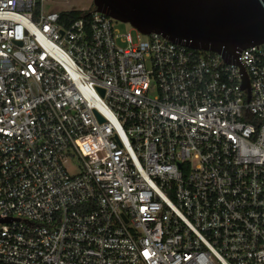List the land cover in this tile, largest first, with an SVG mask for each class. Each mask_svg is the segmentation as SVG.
<instances>
[{
    "label": "built area",
    "instance_id": "2783aa9c",
    "mask_svg": "<svg viewBox=\"0 0 264 264\" xmlns=\"http://www.w3.org/2000/svg\"><path fill=\"white\" fill-rule=\"evenodd\" d=\"M44 1L0 0V264H264V45L246 104L220 55Z\"/></svg>",
    "mask_w": 264,
    "mask_h": 264
},
{
    "label": "water",
    "instance_id": "95a60500",
    "mask_svg": "<svg viewBox=\"0 0 264 264\" xmlns=\"http://www.w3.org/2000/svg\"><path fill=\"white\" fill-rule=\"evenodd\" d=\"M93 8L138 32L158 34L193 50L215 53L239 66L240 90L251 89L240 56L264 45V0H91ZM101 120V119H100ZM0 217V224L7 223Z\"/></svg>",
    "mask_w": 264,
    "mask_h": 264
},
{
    "label": "rangeland",
    "instance_id": "374dc122",
    "mask_svg": "<svg viewBox=\"0 0 264 264\" xmlns=\"http://www.w3.org/2000/svg\"><path fill=\"white\" fill-rule=\"evenodd\" d=\"M93 8L91 0H45L43 9L47 12H70V11H84ZM117 27L123 33L131 32V27L127 24L118 23ZM79 165L75 162L71 163L69 173L76 174L79 171Z\"/></svg>",
    "mask_w": 264,
    "mask_h": 264
},
{
    "label": "trees",
    "instance_id": "16d2710c",
    "mask_svg": "<svg viewBox=\"0 0 264 264\" xmlns=\"http://www.w3.org/2000/svg\"><path fill=\"white\" fill-rule=\"evenodd\" d=\"M84 14V16L87 17L88 13ZM81 15H83L82 11L61 12V21L64 25H69L70 23H73L74 21L78 20Z\"/></svg>",
    "mask_w": 264,
    "mask_h": 264
}]
</instances>
